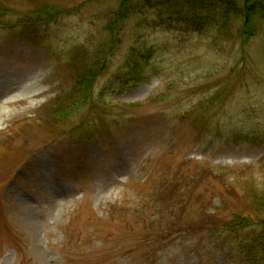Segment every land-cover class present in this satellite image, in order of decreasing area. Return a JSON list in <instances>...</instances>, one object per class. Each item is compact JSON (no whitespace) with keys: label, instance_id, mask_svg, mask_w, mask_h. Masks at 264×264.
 <instances>
[{"label":"rangeland","instance_id":"rangeland-1","mask_svg":"<svg viewBox=\"0 0 264 264\" xmlns=\"http://www.w3.org/2000/svg\"><path fill=\"white\" fill-rule=\"evenodd\" d=\"M212 1L1 3L0 264H264V0Z\"/></svg>","mask_w":264,"mask_h":264},{"label":"trees","instance_id":"trees-1","mask_svg":"<svg viewBox=\"0 0 264 264\" xmlns=\"http://www.w3.org/2000/svg\"><path fill=\"white\" fill-rule=\"evenodd\" d=\"M5 1H10V0H0V17L1 15H3V11H2V7H1V3H5ZM23 2H41V3H46L47 5V1L48 0H22ZM118 10L116 11L115 14V18L119 17L121 15V12H123L124 8L129 6L132 0H118ZM144 4L152 6V7H162L164 9H166L167 11H177L175 12V14H177L180 18H182V20L189 25L192 26V28L194 29H198L195 26L196 25H205V24H209L212 22H215L216 20L221 21L220 18H209V12L207 13V11H201L198 8V6H201L203 3H208L207 5H210V3H212V0H187V1H183V0H143ZM62 2V0H56L55 4H60ZM201 4V5H200ZM226 4V3H225ZM184 6V10L180 11L178 10L179 6ZM54 6H48V8H53ZM133 7V6H132ZM227 7V6H226ZM229 5L228 8H226V10L229 9ZM131 8V7H129ZM5 9V8H4ZM40 10H42V7H39ZM71 9V8H70ZM164 10V11H166ZM223 10V9H222ZM59 11V10H58ZM166 11V14H169ZM219 11L217 10L216 15H219ZM46 12V10H45ZM67 12V10H61V12L59 13H65ZM30 13V12H29ZM230 13V12H228ZM28 14V13H27ZM56 14V13H55ZM30 17L28 16V18H23L20 20L21 23L27 24V23H48L50 21H52L51 16L52 15H48L47 13H43L41 14L40 12H37L34 10H32V12L30 13ZM225 15V14H224ZM114 18V19H115ZM1 26V25H0ZM116 27V19L115 21H113V25L110 27V32L113 36V32L115 30ZM200 27V26H199ZM103 64H98L95 65L94 68H90L88 70H85L83 72H76L75 70L72 71L71 69H69L68 72V79L72 81L73 85L71 87L70 91H74L76 86H79V84L81 86L85 85L86 87V91L89 93L90 89L93 88V84L96 81L97 76L99 75V70L100 67ZM69 67V66H68ZM83 91H85L83 89Z\"/></svg>","mask_w":264,"mask_h":264}]
</instances>
